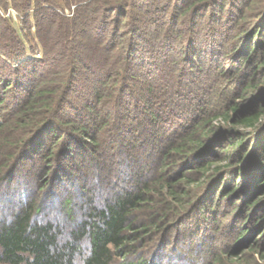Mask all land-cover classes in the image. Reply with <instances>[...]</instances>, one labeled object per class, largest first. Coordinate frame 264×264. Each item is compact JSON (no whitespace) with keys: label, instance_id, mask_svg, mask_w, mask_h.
Wrapping results in <instances>:
<instances>
[{"label":"trees","instance_id":"16d2710c","mask_svg":"<svg viewBox=\"0 0 264 264\" xmlns=\"http://www.w3.org/2000/svg\"><path fill=\"white\" fill-rule=\"evenodd\" d=\"M203 10L225 21L207 26L213 44L233 30L236 66L189 65ZM178 22L188 39L177 58L138 48L140 35L167 45ZM263 116L264 0H0V262L264 264ZM81 143L93 149L78 177L89 194L77 219L64 191L58 224L46 211ZM224 203L244 214L214 244ZM196 214L194 232L213 239L198 251L178 233ZM180 241L184 256L165 261L161 248Z\"/></svg>","mask_w":264,"mask_h":264},{"label":"rangeland","instance_id":"374dc122","mask_svg":"<svg viewBox=\"0 0 264 264\" xmlns=\"http://www.w3.org/2000/svg\"><path fill=\"white\" fill-rule=\"evenodd\" d=\"M66 12H68V10H66ZM207 15H208V12H204V10H203V11H199V13L197 15L195 14L193 17V18H195L194 19L196 22L195 29L198 31V35L196 38V42H194L196 45V48H194V50L196 51V55L192 56L190 53L185 54V55L189 54L190 58H192V62H190V60H189V65L192 63L193 64L192 66L195 65L194 67H197L198 65L203 66L204 64H206L208 62V60H210L212 58V59L216 60L217 63H222L225 66L232 65V64H235V66H236L235 58L233 56H231L230 53H228L229 49H228V45H227L228 38H230L234 35L233 30L232 31H226L225 38L222 39V43L220 42L219 44L218 43L213 44V41L211 39L212 33L210 31H208L207 26L210 23H213L216 26V28L224 29L225 21L223 19L221 20L220 18H216L217 15H215L216 17H209V19H208ZM157 16L160 18H157V21L155 22L153 27H156L158 34H162V32H165L164 29H166V27H167L166 24H168V20H167L168 13L158 14ZM185 28H186V25L183 26L182 23L178 22L177 25H175L174 29L169 31L170 37L168 40H165L167 45H165V42L160 41L163 39L161 37L162 35H158V36H160L159 40H157V38L155 36V38H154V40H152V42L150 40H146L147 38L145 36L141 37V35H140L137 38L138 48L142 51V50H148L149 46H158V48H160V49H162L161 48L162 46H171L170 55L174 58H177L178 55H180L181 52L183 51L182 46H184V44H185L184 41H186V39H188L187 37H185L186 36ZM182 31H183V34H185L184 37H183V35H181ZM178 39L179 40L181 39L182 42L176 43ZM190 39L191 38H189V40ZM200 49H202V50H200ZM187 52H189V50H187ZM38 54H39V50H37V52H36V55H38ZM152 60H154V59H152ZM157 62L159 65L158 66L159 72H161V69H165V68H167V66H171L170 64L172 63L169 60H168V62H161V61H157ZM144 63H146L145 60H144ZM157 74H158V72H157ZM200 80H202V78H200ZM173 98H174V100L175 99L178 100V98L175 96ZM135 114H137V113H135ZM136 135H138V133ZM222 142H221V144H223ZM87 147H89L87 144L84 145V143H81L79 148H75V151H76L75 155L74 154L70 155V159H74L76 156L75 161L74 162H73V160L71 161L74 164L73 167H75V168H73V172L70 173V175H68L67 177H63V180L61 179L62 180L61 184H59L57 186V188H55L57 199L52 202V205H49V207L46 211L47 215L53 219L52 221H55L58 224L59 223L62 224L63 222L64 223L66 222V218L64 217V214H62V211H61L62 208L59 205L61 199L64 197V191L69 190V191L73 192V197L75 199L74 200V211H75L76 218L79 216L80 213L83 214V211L80 212L81 205H84L86 197L89 194L88 193L89 189L88 188L83 189L80 186H78L79 183L81 184V181H80V179H78V177L82 174L83 171H84V173L87 172L86 171L87 165H91L92 166L91 168H93V165H92L93 159L91 156L92 155L91 152H93L92 151L93 149L90 151ZM58 156L62 157L60 155H58ZM60 160H62V159L60 158ZM58 162H60V161L58 160ZM119 164H121V163L119 162ZM215 164H218V162H215ZM69 170L71 171V168ZM91 170L92 169L88 170L87 178H89L90 176H95L92 174ZM89 180H90V178H89ZM89 180L88 181L86 180L85 187L90 185ZM226 180H229V178H227ZM95 189L96 190H95L94 194H92L91 196L93 197L95 203H101V198L104 197L105 191L100 190L99 187H97V186L95 187ZM225 201L227 203L229 202V200H225ZM227 203H224L222 206L218 207L219 208V214L217 215L216 222L220 225V232H218V234L216 236H214V244L221 243L222 240L224 239V237H226V235L228 234L227 231L225 232L224 228H227V227L230 228L233 224L235 225V222L232 221V217L236 216L238 213H239V215L244 214V211H240V210H238L237 212L234 213L235 206L238 204V202L235 203L234 207H232V204L228 205ZM2 212H3V210H2ZM204 216H205L204 214H200V215L196 214V216L193 217L194 218L193 220L190 219V221H188V223L183 224L182 227L178 231L179 234H182V236H180V240L182 239V237H184L183 238L184 242L189 243V241L192 240V237L194 238L191 242L195 245V248L197 249V251L200 250L199 249L200 239H201V241L203 240V241H208V242L210 240H213L212 237L207 234L208 232L205 233L206 228L204 226H203L202 231H200V234H201L200 236H197V234H198L197 231L194 232L193 226L196 225L195 222L197 220H200L203 223L204 222L203 221ZM61 217H63V218H61ZM236 218L237 217H235V220H236ZM191 222H193V223H191ZM236 222L239 223V221H237V220H236ZM63 232H64L63 235H66L67 229H64ZM191 234H193V235H191ZM261 235L262 234H260V233L250 234V235H248V238L246 240L247 242H245L243 244L241 243V244L246 245V243L252 242V241L258 239ZM183 241H180V243L177 244L179 251L172 249L173 248L172 243L169 244V246L166 249L161 248V250H163V256H164L165 261H167L166 259L171 258L172 251L175 252L176 254H179V255L182 254L184 256V254H185L184 252L186 251V249H185V246H183V244H181ZM209 243H211V241ZM241 244L234 245L232 247V252H236L238 249V246H241ZM197 258L198 259L201 258V255L198 254ZM172 261L176 262L177 260L172 259ZM181 261L186 262L187 260L181 258ZM0 264H8V263L0 262ZM185 264H187V262Z\"/></svg>","mask_w":264,"mask_h":264},{"label":"built area","instance_id":"2783aa9c","mask_svg":"<svg viewBox=\"0 0 264 264\" xmlns=\"http://www.w3.org/2000/svg\"><path fill=\"white\" fill-rule=\"evenodd\" d=\"M36 56H40V55L38 54V55H36Z\"/></svg>","mask_w":264,"mask_h":264}]
</instances>
